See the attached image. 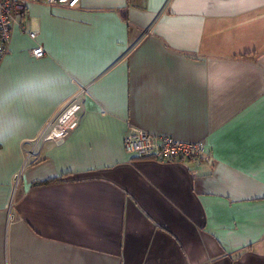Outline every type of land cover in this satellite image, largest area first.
Instances as JSON below:
<instances>
[{
    "label": "crops",
    "instance_id": "0c3cea01",
    "mask_svg": "<svg viewBox=\"0 0 264 264\" xmlns=\"http://www.w3.org/2000/svg\"><path fill=\"white\" fill-rule=\"evenodd\" d=\"M167 1L17 16L0 64V264H264V0ZM80 86L78 128L24 168ZM130 127L208 154H131Z\"/></svg>",
    "mask_w": 264,
    "mask_h": 264
},
{
    "label": "built area",
    "instance_id": "2783aa9c",
    "mask_svg": "<svg viewBox=\"0 0 264 264\" xmlns=\"http://www.w3.org/2000/svg\"><path fill=\"white\" fill-rule=\"evenodd\" d=\"M32 2H40L48 6L76 8L81 0H0V64L9 52L13 26L17 21V16L27 11ZM169 2L170 0L167 1L166 5ZM22 29L26 32L25 26L22 25ZM29 36L35 39L36 33L32 32ZM30 52L36 58H43L46 54L42 45L34 47ZM88 90L89 86H80L64 102L57 113L48 120L40 133L28 140L24 168L42 159V149L45 143L52 142L61 145L70 133L78 128L85 101L89 96ZM125 149L131 154H139L159 161L201 158L208 154V147L205 142L179 141L170 135L151 134L136 127H130L125 137ZM20 175L16 176V186ZM9 207L12 208V203Z\"/></svg>",
    "mask_w": 264,
    "mask_h": 264
},
{
    "label": "trees",
    "instance_id": "16d2710c",
    "mask_svg": "<svg viewBox=\"0 0 264 264\" xmlns=\"http://www.w3.org/2000/svg\"><path fill=\"white\" fill-rule=\"evenodd\" d=\"M55 182V179L49 180V181H44V182H36L35 185H40V184H49Z\"/></svg>",
    "mask_w": 264,
    "mask_h": 264
}]
</instances>
